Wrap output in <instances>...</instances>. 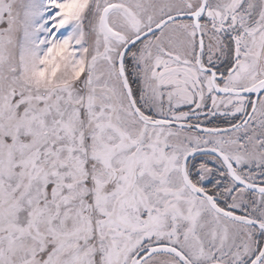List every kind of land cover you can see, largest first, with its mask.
<instances>
[{
  "label": "snow or ice",
  "instance_id": "obj_1",
  "mask_svg": "<svg viewBox=\"0 0 264 264\" xmlns=\"http://www.w3.org/2000/svg\"><path fill=\"white\" fill-rule=\"evenodd\" d=\"M0 264H264V0H0Z\"/></svg>",
  "mask_w": 264,
  "mask_h": 264
}]
</instances>
